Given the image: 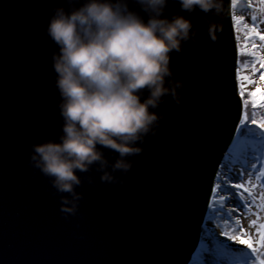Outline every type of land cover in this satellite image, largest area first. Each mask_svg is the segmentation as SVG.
I'll return each instance as SVG.
<instances>
[{"label": "water", "instance_id": "obj_1", "mask_svg": "<svg viewBox=\"0 0 264 264\" xmlns=\"http://www.w3.org/2000/svg\"><path fill=\"white\" fill-rule=\"evenodd\" d=\"M60 7L70 11L67 0H0V264H189L243 114L231 0L206 18L217 24L215 41L204 13L189 16L168 0L167 17L184 15L199 29L194 44L171 54L173 78L185 87L181 104L165 96L154 110L163 114L155 135L135 145L142 151L127 158L130 171L112 173L122 184L102 182L97 164L77 171L83 198L67 219L61 196L69 194L30 164L33 144L63 134L58 48L47 35ZM129 7L139 10L131 0ZM101 151L112 172L118 153Z\"/></svg>", "mask_w": 264, "mask_h": 264}, {"label": "clouds", "instance_id": "obj_2", "mask_svg": "<svg viewBox=\"0 0 264 264\" xmlns=\"http://www.w3.org/2000/svg\"><path fill=\"white\" fill-rule=\"evenodd\" d=\"M67 2L70 11L53 9L47 27L58 48L52 61L63 134L59 142L33 144L30 156V164L58 193L69 194L61 196L65 219L77 214L83 198L75 191L82 184L77 171L88 172L97 164L102 182L122 184L112 173L130 171L127 158L142 151L135 145L155 135L163 114L154 110L165 96L181 104L185 87L173 78L171 54L182 53L185 43L194 44L199 32L184 15L166 16L168 0H131L138 11L129 0H83L79 7L74 0ZM177 2L189 16L204 13L215 41L217 24L206 18L220 14L222 0ZM101 148L118 153L112 172Z\"/></svg>", "mask_w": 264, "mask_h": 264}, {"label": "snow or ice", "instance_id": "obj_3", "mask_svg": "<svg viewBox=\"0 0 264 264\" xmlns=\"http://www.w3.org/2000/svg\"><path fill=\"white\" fill-rule=\"evenodd\" d=\"M260 3L264 5V0H260ZM237 4L238 0H231L233 8ZM251 19L253 23L250 26L245 23L243 16H233L237 32H240L241 29L244 31L245 43L240 50L241 55L255 58L251 61L252 75H254L259 70L255 68L256 63L259 64L260 69H264V29L257 27L256 16H252ZM258 79L259 83L251 79L249 75L240 77V98L244 102L243 114L236 129L240 137L250 139L252 135L250 130L253 129V126L257 132L264 134V119L250 118L248 112L249 104L253 110L264 109V73H261ZM249 84H256L255 89L248 91ZM245 96L249 97L250 100L245 99ZM237 146L244 148V142L238 140ZM258 164L259 167H257ZM253 175H255V180L260 183L253 182ZM226 186L234 191H231L230 194L217 195L221 191V185L217 184L213 190V203L210 204V207H215V201L236 200L234 206L229 205L227 208H225V203L220 204L221 208H225L226 219L224 223L229 225V230L213 233L209 243L202 246L201 252L209 254L204 264H215L217 260L229 258L237 260L244 258L246 264H264V221H262L260 211L255 209L253 203V201H260L264 204V157L256 156L243 171L239 172L238 178ZM248 212H252L255 219H252L245 228L241 221L247 219ZM257 221L262 222L257 223ZM220 236L225 239L221 240ZM228 241H232V244H229ZM233 245L243 247L238 248Z\"/></svg>", "mask_w": 264, "mask_h": 264}, {"label": "rangeland", "instance_id": "obj_4", "mask_svg": "<svg viewBox=\"0 0 264 264\" xmlns=\"http://www.w3.org/2000/svg\"><path fill=\"white\" fill-rule=\"evenodd\" d=\"M262 9H264V5H262L260 3V0H238L237 6L235 8L232 7L231 15H232L234 32H235V36L237 39L238 55H239V58L241 57L240 58L241 65L245 66V67L247 66L246 68H244V67H242L240 69L238 68L237 80H238L239 95H240V91H241V89H240V77L243 75H249L251 79H253L257 83H259V79H258L259 75L261 73H264V69H260L259 64L256 63L255 68L259 69V70L256 71L254 75H252L253 68H252L251 61L254 60L255 58L248 57L246 55H241L240 50L244 47V43H245L244 31H243V29H241L240 32H237L236 26H235V21L233 20V16H243L245 23H248L250 26L253 23L251 17L256 16L257 17V21H256L257 27L264 29V23H262V22H264V11H262ZM257 43H259V41H257ZM258 55H260V53H258ZM243 56L247 57L248 61H249V59H251L250 63L245 61L246 59L244 60ZM255 87H256V84H249L248 85V91L254 90ZM238 140H241L244 142V148H240L237 146ZM258 155L261 157H264V134H260L259 137L258 136L251 137L250 139L249 138L248 139H245V138L242 139L239 137L236 138L232 147L229 149V151L227 152L226 156L223 159V162H222V165L220 166V169L218 171L215 183L220 184L221 186L224 187V189H226L228 192L231 193V191H234V190L228 188L226 186V184H230L231 182L234 181V178L232 177V173L229 172L232 161H239L242 164H245V167H247V165L250 162H252V160H254V158ZM257 167H259V164L257 165ZM249 171H252V169H249ZM252 179H253L254 183H260L259 181L255 180V175H253ZM223 182H224V184H223ZM210 202H211V200H210ZM253 203L254 204L258 203L255 206V209L257 211H260L262 221H264V204H262L260 201H253ZM220 213L226 215L225 211L220 212L219 210L214 209L207 217L208 222H213L216 225L223 223V225H224V221H225L224 219L226 218V216L221 218V217H219ZM250 214L251 215L248 217L249 223L251 222L252 219H255L253 213L250 212ZM262 221H257V223H260ZM247 226H246V228H247ZM201 234H202L201 236L203 237V239H204V237L209 238L208 239L209 241L212 239V235L205 230L204 231L202 230ZM209 241L207 242V244L209 243ZM234 262L225 263V262H222L221 260H217L216 264H230V263H234ZM199 263L203 264V259L200 262H198V261L195 262V264H199ZM234 264H246V260L244 258H242L239 262L234 263Z\"/></svg>", "mask_w": 264, "mask_h": 264}, {"label": "bare ground", "instance_id": "obj_5", "mask_svg": "<svg viewBox=\"0 0 264 264\" xmlns=\"http://www.w3.org/2000/svg\"><path fill=\"white\" fill-rule=\"evenodd\" d=\"M244 167H245V164H242L241 162H239V161H232V163H231V166H230V170H229V172H231L232 173V177L234 178V181L238 178V174H239V172H241V171H243L244 170ZM218 183H215V186H214V189H215V187H216V185H217ZM223 184H224V182H223ZM230 194V192H228L226 189H224V187L223 186H221V191L219 192V193H217V195H221V194ZM213 203V194H212V198H211V202H210V204H212ZM221 203H225V208H227L229 205H232V206H234L235 205V203H236V200H234V199H230V200H228V201H226V202H220V201H215V207L214 208H211L210 207V205H209V207H208V210H207V213H206V217H205V220H204V223H203V227H202V230L204 231H207V232H209L211 235L213 234V233H219V232H222V231H228L229 230V225H227V224H225L224 223V225H223V223L222 224H219V225H216V224H214L213 222H208V219H207V217H208V215L214 210V209H216V210H219L220 212H223V211H225V208H221L220 207V204ZM238 203V202H237ZM258 203H256L255 204V206L257 205ZM251 214H250V212H248L247 213V219H245V220H242L241 222L244 224V226H245V228H246V226L249 224V216H250ZM224 216H226V215H224V214H222V213H220L219 214V217H221V218H223ZM226 219V218H225ZM224 219V220H225ZM223 225V226H222ZM202 235V234H201ZM209 238H206V237H204V239H203V237L201 236L200 237V239H199V243H198V246H197V248H196V250H195V252H194V254H193V256H192V258H191V260H190V262H189V264H195V262H200L202 259H203V264H204V262H205V260L208 258V253L207 252H201V248H202V246H204V245H206L207 244V242L209 241L208 240ZM220 239L221 240H223V239H225L223 236H220ZM228 243L229 244H232V241H228ZM234 247H238V248H242L243 246H241V245H233ZM242 259V258H241ZM240 259V260H241ZM240 260H237V259H234V258H229V259H226V260H221L222 262H225V263H227V262H230V261H235L234 263H237V262H239ZM234 263H230V264H234ZM199 264H202V263H199ZM215 264H216V262H215Z\"/></svg>", "mask_w": 264, "mask_h": 264}, {"label": "trees", "instance_id": "obj_6", "mask_svg": "<svg viewBox=\"0 0 264 264\" xmlns=\"http://www.w3.org/2000/svg\"><path fill=\"white\" fill-rule=\"evenodd\" d=\"M241 58V57H240ZM240 58H239V69L240 68H242V67H244V68H246L245 66H242L241 65V62H240ZM243 59L245 60V61H247L248 63H250V60L251 59H249V61H248V59H247V57H245V56H243ZM245 99H249L250 100V98L249 97H247V96H245ZM244 103V102H243ZM248 112H249V116H250V118H255V119H257V120H260V119H264V109H256V110H253V109H251V107H250V104H249V109H248ZM251 131V133H252V135H251V137H256V136H258L259 137V135L261 134V133H259V132H257V130H255V128H254V126H253V129L252 130H250ZM242 138V139H248V138H246V137H240L239 136V134H237V138ZM250 137V138H251Z\"/></svg>", "mask_w": 264, "mask_h": 264}]
</instances>
